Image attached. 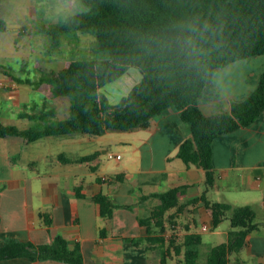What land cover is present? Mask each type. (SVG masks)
Listing matches in <instances>:
<instances>
[{
    "label": "trees",
    "instance_id": "trees-1",
    "mask_svg": "<svg viewBox=\"0 0 264 264\" xmlns=\"http://www.w3.org/2000/svg\"><path fill=\"white\" fill-rule=\"evenodd\" d=\"M82 2L88 8L85 14L63 19L59 24L44 27L43 31L51 38L53 48L60 46L66 33H93L99 49L107 51L108 56L72 59L67 65L42 75L38 83H52L53 96L71 101L68 117L42 127L21 128L5 123L0 114V138L17 136L24 143H30L48 135L76 132L102 135L110 129L148 127L154 117L166 110H178L191 132L180 144L178 156L187 164L204 170L206 188L185 201L180 198L179 187L153 193L161 202L139 222L147 233H151L153 226L157 228L158 239L168 242L167 257L174 252L176 264H199L203 235L190 229L178 235L176 216L200 203L210 213L211 228H217L226 218L232 227L228 240L208 251L206 264H229L233 254L246 249L250 234L260 229L262 223L251 205L233 206L208 197L207 191L217 179L213 142L221 134L249 126L264 111V70L249 96L233 103L229 109L205 114L199 99L214 69L264 54V0ZM8 29L0 0V33ZM132 66L140 70V81L119 102H111L102 87ZM0 74L11 75V67L0 62ZM13 78L23 83L33 82L29 78ZM47 113L55 112L48 108L39 117ZM34 114L29 118H34L37 110ZM89 158L84 156L79 160ZM115 178L122 176L118 174ZM92 198L99 204L100 214L107 218H111L115 207L119 206L108 193L99 192ZM172 209L175 211L170 212ZM41 216L47 226L52 224L47 212ZM16 257L86 264L80 243H71L62 234L55 235L48 243L7 238L0 245V259Z\"/></svg>",
    "mask_w": 264,
    "mask_h": 264
},
{
    "label": "crops",
    "instance_id": "crops-1",
    "mask_svg": "<svg viewBox=\"0 0 264 264\" xmlns=\"http://www.w3.org/2000/svg\"><path fill=\"white\" fill-rule=\"evenodd\" d=\"M263 70L264 54L214 69L199 99L201 110L214 114L245 100L257 87ZM19 85L0 80V114L7 124L18 125L14 118H29L36 112V105L33 111L24 110L28 98ZM4 90L18 98V106L3 96ZM135 134L141 141L137 145L128 141V149L136 163H120L123 152H114L122 154L116 159L114 173L102 171L95 178L92 173L99 171L101 163L97 149L85 150L86 136L48 135L30 143L17 136L0 138V245L7 238L48 243L62 234L71 243H80L86 264H169L168 242L158 239L155 226L147 233L139 220L160 204L155 192L179 187L182 201L201 194L205 189L204 170L178 156L180 144L191 136L178 110H166L148 127L137 128ZM213 149L217 179L207 191L208 197L233 206L251 205L262 223L250 234L246 249L233 254L229 264H264V111L249 126L216 137ZM84 156L90 158L80 161ZM118 174L121 179L115 178ZM99 192L108 193L119 205L111 218L100 214L99 204L92 198ZM43 212L52 217L50 226L45 224ZM191 212L195 221L202 220L198 231L211 229L210 213L198 203L176 216L178 235L193 231L190 222L181 221ZM230 229L219 225L211 234H224L228 240ZM166 232L168 235V228ZM214 244H209L207 253ZM168 256L177 260L174 253ZM0 264L67 263L16 257L0 259Z\"/></svg>",
    "mask_w": 264,
    "mask_h": 264
},
{
    "label": "rangeland",
    "instance_id": "rangeland-1",
    "mask_svg": "<svg viewBox=\"0 0 264 264\" xmlns=\"http://www.w3.org/2000/svg\"><path fill=\"white\" fill-rule=\"evenodd\" d=\"M2 3L9 29L0 33V62L11 67V75L0 74V80L14 81L20 84L22 94L28 98L24 110L33 111L34 105H36L34 110H37L36 116L32 119L14 118L13 120L20 127L27 128L30 126L42 127L67 118L71 101L68 98L53 96L52 83L48 81L38 83V80L42 75L49 73L50 70L67 65L72 59L104 58L108 56V52L99 49L95 34L82 31L64 34L60 46L53 48L50 45L51 38L43 31V28L59 24L65 19L63 16L57 17L55 15L56 0H2ZM13 76L29 78L33 82L21 83L14 80ZM140 79V70L132 66L121 77L104 85L102 91L108 95L111 102L117 103ZM28 91L31 92L30 95L27 94ZM3 96L10 97L9 101L17 106L19 105L18 102H15L18 101V98L10 94L9 90H4ZM45 102L46 107L44 108L43 104ZM48 108L55 113H47L43 118L39 117ZM141 128L144 127L139 129ZM136 129H110L102 135L76 132V135L87 137L86 151L98 150L96 156L101 165L99 171L92 173L93 178L101 174L102 171L114 173L118 160L110 159L108 157L109 151L123 152L125 157L120 163H136L133 152L130 151L131 148L128 149V147H131L128 141L134 142L136 145L141 141L140 137L135 134ZM88 173L90 171L86 173L89 176ZM204 185H202V188ZM194 217L196 218L195 214L191 212L187 216H182L181 221L190 222L192 224L191 230L198 231L202 226V220L195 221ZM224 227L232 228L227 218L220 224L221 229ZM213 230V228H208L201 232L204 244L200 245L199 264L207 263L206 257L209 244H218L226 240L224 234H211ZM174 256L176 255L174 254ZM167 259L169 264H176L175 257L168 256Z\"/></svg>",
    "mask_w": 264,
    "mask_h": 264
},
{
    "label": "clouds",
    "instance_id": "clouds-1",
    "mask_svg": "<svg viewBox=\"0 0 264 264\" xmlns=\"http://www.w3.org/2000/svg\"><path fill=\"white\" fill-rule=\"evenodd\" d=\"M88 11L82 0H56L54 12L57 17L63 16L66 20Z\"/></svg>",
    "mask_w": 264,
    "mask_h": 264
},
{
    "label": "built area",
    "instance_id": "built-area-1",
    "mask_svg": "<svg viewBox=\"0 0 264 264\" xmlns=\"http://www.w3.org/2000/svg\"><path fill=\"white\" fill-rule=\"evenodd\" d=\"M108 157H109L110 159H120V158L122 157V154H120V153H114V152H112V151H109V152H108ZM204 227L207 228L208 225H205Z\"/></svg>",
    "mask_w": 264,
    "mask_h": 264
}]
</instances>
